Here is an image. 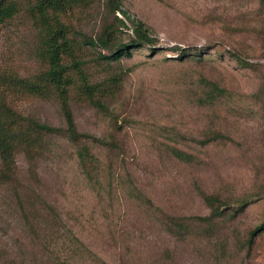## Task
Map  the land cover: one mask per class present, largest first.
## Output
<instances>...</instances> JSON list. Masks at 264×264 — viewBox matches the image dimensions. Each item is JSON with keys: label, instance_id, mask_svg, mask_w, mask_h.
Instances as JSON below:
<instances>
[{"label": "rangeland", "instance_id": "obj_1", "mask_svg": "<svg viewBox=\"0 0 264 264\" xmlns=\"http://www.w3.org/2000/svg\"><path fill=\"white\" fill-rule=\"evenodd\" d=\"M39 1L0 0L14 7L0 20V264H75L66 254L72 242L95 255L76 264H264V3L47 6L54 26L92 39L110 29L108 46L68 36L61 56L65 64L83 61L65 85L77 130L114 143L86 142L101 170L93 188L76 161L80 144L19 140L32 120L65 125L58 88L46 77ZM133 18L159 49L98 60L130 40ZM175 46L189 54L168 50ZM212 83L226 92L202 102ZM215 132L224 138L213 139ZM174 148L194 160L176 158ZM205 195L227 201L210 223L196 218L211 212ZM239 198L248 201L234 213Z\"/></svg>", "mask_w": 264, "mask_h": 264}, {"label": "trees", "instance_id": "obj_2", "mask_svg": "<svg viewBox=\"0 0 264 264\" xmlns=\"http://www.w3.org/2000/svg\"><path fill=\"white\" fill-rule=\"evenodd\" d=\"M118 0H110L111 3H117ZM54 0H40L38 4V8L41 11V24L43 25V42L44 49L43 54L48 63V70L46 71V77L52 83H54L59 92V100H60V108L64 117V128L54 127L46 123H40L32 120L27 127V136L26 138L19 137V140L24 141L27 145L35 143L43 137H60L64 138L68 142L72 144H80L78 149L76 150V158L81 173L83 174L86 181L93 187L101 186L102 179L100 177V166L98 158L91 151L90 146L86 142H90L92 144L97 145H108L114 146V143L110 141H105L99 137H96L91 134L81 133L77 130L72 111L69 107L66 97V75L73 68L76 69L77 72H81V64L83 61L73 60L70 64H65L62 62V52L69 49L70 41L68 36H78L83 44L94 45L100 44L103 46H108L109 39L108 36L110 34V29L105 28L103 30L102 35L98 36L96 39L87 38L84 33L81 31H74L70 27L63 25L61 23H57L56 26L51 24V17L45 11L47 6L52 5ZM264 3V0H261ZM14 13V7L12 5H3L0 2V20L4 21L5 18H9ZM129 18V17H128ZM132 25V37L127 42H120L116 46V49L110 48L109 54L100 53L97 56L98 60H106V61H116L123 57H131L134 51L144 47L149 46L152 52L159 49V47L155 46V38L150 34L149 28L146 24L138 19H131ZM79 42V41H78ZM109 48V47H108ZM187 48L175 46L171 47L170 51L179 50L181 55H188L186 53ZM240 64L243 66H249L253 68V65H248V63L243 60H239ZM211 88L208 91L206 99L202 102H208L209 104H214L216 100L224 95L226 92L225 89L218 87L215 84H211ZM100 108H103L104 105L100 102H97ZM0 105L1 99H0ZM224 138V136L215 132L213 139ZM88 140V141H87ZM82 143V144H81ZM26 145V146H27ZM27 149V147H26ZM28 150V149H27ZM171 153L178 159L191 162L194 160L193 155L185 153L179 149H171ZM205 202L211 208V212L208 216H199L196 217L198 220L203 222H211L214 217L220 216L222 213V206H227V201L221 199L217 195H205ZM248 200L246 198H239L235 202L237 203V209L234 213L242 212L246 206V202ZM49 207V215L54 216L53 208ZM226 208V207H224ZM264 224L259 225V228H262ZM71 241H68L70 243ZM68 250L66 252L68 261H72V263L77 262V259L84 256L86 253L88 257H94L95 255L89 250L85 245L80 243L78 246L76 243L69 245ZM94 260V259H93ZM97 260V259H96Z\"/></svg>", "mask_w": 264, "mask_h": 264}]
</instances>
